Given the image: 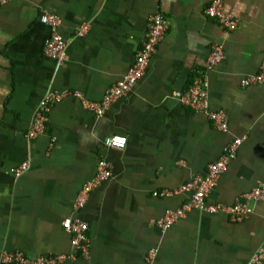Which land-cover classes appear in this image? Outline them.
Segmentation results:
<instances>
[{
    "label": "crops",
    "instance_id": "0c3cea01",
    "mask_svg": "<svg viewBox=\"0 0 264 264\" xmlns=\"http://www.w3.org/2000/svg\"><path fill=\"white\" fill-rule=\"evenodd\" d=\"M211 1L11 0L0 6V264L5 251L70 253L68 218L88 223L89 254L60 264H264L251 262L264 243V200L251 202L240 221L192 209L167 230L156 223L188 195L154 192L205 173L235 137L243 141L207 203L231 204L264 181V82L242 84L264 60V0H224L238 20L232 31L206 15ZM157 11L170 27L131 92L100 117L68 94L51 107L45 132L28 137L45 94L79 91L100 101L122 80ZM44 12L61 17L63 61L44 51L50 37L40 20ZM84 23L91 28L76 35ZM216 43L224 58L206 72L209 106L227 112V132L175 95L205 67ZM114 134L127 137L123 149L104 145ZM100 157L109 160L112 175L78 209L76 198Z\"/></svg>",
    "mask_w": 264,
    "mask_h": 264
},
{
    "label": "built area",
    "instance_id": "2783aa9c",
    "mask_svg": "<svg viewBox=\"0 0 264 264\" xmlns=\"http://www.w3.org/2000/svg\"><path fill=\"white\" fill-rule=\"evenodd\" d=\"M11 0H0V6ZM207 16L216 18L221 26L232 31L238 27V20L224 9V0H212L206 7ZM40 20L50 28V37L48 38L44 51L45 53L58 60L63 61L66 58L67 42L59 31L61 17L54 12H44ZM170 27V20L161 12L157 11L149 19L146 38L142 43L138 53L130 66L128 72L122 80L110 86L104 97L100 101L90 100L84 97L79 91L75 92H49L42 98L31 127L28 131V137L35 138L45 132L49 119L51 107L68 94L77 96L83 106L91 110L95 116H102L109 105L119 98L127 95L133 90L138 81L146 72L150 56L156 49L159 40L162 39L167 29ZM91 25L82 24L76 31V35H84ZM224 58V47L222 44H214L206 60L205 67L199 69L194 75L190 86L184 91L175 92L180 101L188 105L192 110L204 112L211 123L223 132L228 131V114L224 109H211L209 106L208 83L206 72L219 64ZM264 82V60L260 71L250 75L242 80L243 85ZM242 137H235L225 146L222 155L211 162L205 173L195 176L193 179L182 184L174 190H160L154 192V195L169 196L177 193H187V199L178 207L168 209L164 216L156 223L161 230H167L176 220L186 216L192 209H201L208 212H226L235 221L246 218L252 211L251 202L264 200V181H260L249 192L242 195L231 204L224 203H207L206 197L216 185L220 175L224 172L233 158H235L238 148L242 143ZM127 137L125 135L114 134L108 136L104 145L123 149L126 146ZM28 167V162H23L15 169L17 175L24 172ZM112 175V166L106 157H100L97 160V172L93 179L87 181L80 190L75 207H83L89 197L90 192L103 181ZM64 228L71 233L72 251L70 253L60 254H42L35 257H29L22 250L5 251L2 254V264H60L66 258H77L79 255L87 256L89 254L88 223L81 218L65 219ZM155 250L149 254L153 258ZM252 263L264 262V243L253 254Z\"/></svg>",
    "mask_w": 264,
    "mask_h": 264
}]
</instances>
